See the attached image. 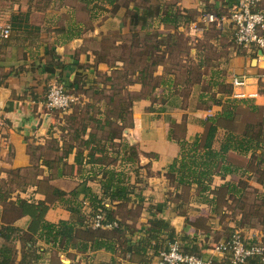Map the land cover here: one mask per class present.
<instances>
[{
    "label": "crops",
    "instance_id": "obj_1",
    "mask_svg": "<svg viewBox=\"0 0 264 264\" xmlns=\"http://www.w3.org/2000/svg\"><path fill=\"white\" fill-rule=\"evenodd\" d=\"M69 1L0 0V32L10 17L19 13L27 14L29 24L38 29L37 40L10 41L9 50L0 52V120L7 139L0 141V249L10 248V264H159L158 253L173 243L183 253L224 264L225 257L214 254L211 247L233 232L240 231L249 244L264 243V156H258L260 150L222 153L227 132L212 120L223 113L224 101H208L204 80L187 83V66L175 69L179 78L185 75L181 79L186 83L160 85L156 97L148 98L146 89L137 83L128 87L129 94L136 97L129 109L130 119L117 124L123 127L122 134L106 140L109 144L104 156L115 157L114 151L125 144L136 150L133 162L122 159V150L117 152L115 163L90 161L91 148H103V133L93 123L85 131H77L69 114L45 108L44 98L52 85H62L73 94L71 86L77 77L85 89L102 74L122 68L125 61L115 60V67L100 62L97 53L101 49L95 45H101L109 32H126L130 10L142 2L136 0L114 13L113 4L106 1L98 3L96 10L92 0ZM226 2L157 0V6L167 5L182 16L198 15L176 28L188 42L183 41L189 55L182 56L181 65L195 59L192 39H199L195 22L205 16L214 21L213 12L223 13ZM124 17L128 19L126 26L120 22ZM203 23L209 26L207 21ZM167 29L157 23V30ZM69 30L71 37L65 35ZM230 35L217 34L208 39L209 46L216 52L227 83L229 75L247 77L245 92L257 96L247 99L238 110L240 116L256 122L264 118V95L259 92L264 82V58L233 56L227 44L231 43ZM44 66H50L52 72L43 71ZM164 73L165 67L158 66V78L165 82L173 78ZM195 142L218 153L217 172L206 191L197 184L184 187L169 178L170 166L181 158V144ZM260 142L264 146V135ZM107 173L114 174L118 182L109 185ZM227 187L234 193H227ZM119 191L122 194L116 193ZM23 203L45 206L42 222L47 225L71 224L80 232L87 214L101 209L133 233L123 235L122 245L114 244L113 237L105 240L106 245H115L114 250L88 247L81 251L64 243L53 244L30 232L33 218L21 211ZM99 232L112 235L111 231ZM81 242L74 239L72 243L78 247Z\"/></svg>",
    "mask_w": 264,
    "mask_h": 264
},
{
    "label": "trees",
    "instance_id": "obj_2",
    "mask_svg": "<svg viewBox=\"0 0 264 264\" xmlns=\"http://www.w3.org/2000/svg\"><path fill=\"white\" fill-rule=\"evenodd\" d=\"M30 2L34 1H40V0H29ZM106 1L109 4H113V12L116 13L119 8L129 6V4L132 2L135 4L136 0H127L124 4H119L122 0H92L93 6L92 9L96 10L98 3H103ZM238 0H227L225 3V9L222 13L221 11L215 10L213 13L216 15L215 18L221 19L222 17L228 16V13L230 9L237 3ZM91 3V4H92ZM105 3V2H104ZM144 3L145 5H142ZM100 8V7H99ZM207 9L209 10V6H207ZM94 16V15H93ZM93 16H90V18H94ZM196 16V13H187L186 15L182 16L180 14L174 13L173 10H170L169 6L164 5H156V7L150 6L149 0H142L140 1V4H136L133 6V8L129 12L130 22L135 26L138 27V31H145L148 30L150 27L158 24H163L167 26L169 29L165 31H159L157 30V44L155 47H157V60L156 57H152L153 53H147L145 57V62L148 63L149 61L151 65H157L165 67V71L168 69L171 73H169V76L172 75L173 78H168L167 82H165L162 78H158L149 72L147 66L144 68H137L133 72H129V66L133 65L135 60H132L134 54H130L128 56V59H125L123 54V50L125 49V43L122 41H119V39L115 40L114 42L108 43L107 37L103 38V40L100 42L101 46L104 44H107V47L103 46V49L101 48V51L97 53V59L100 62L107 63L110 67H115L109 60L107 59V56L109 55L108 51L114 49L119 50L121 52L116 53L115 60L125 61V64L122 66L121 69L112 70L110 75L102 74L103 81L98 84V87L109 89V91L114 92L115 96L117 98V102H113L112 99H108V104L104 107H98L100 111L105 110L104 112H101V116H106L105 119L95 118L93 119L92 123L97 126V130L103 133L104 138L103 141V148L98 149L97 147H93L90 150V154L88 155L90 161H97V162H103L105 160H108V164H112L116 162V157L118 156L117 152L114 151L116 154L113 158H108L107 156H104V153H106L107 144L109 142H106V140H112L114 137H119L122 134L123 127H120L117 125L118 123H127L130 119V112L129 109L131 107V103L136 99V97L131 96L129 94L128 87L133 85L134 83H137L142 86L143 89H146L145 95L148 98H153L154 91L160 86H170V84L179 85V75H176L175 69L176 67L166 68L165 62L170 59H174L175 64H179L178 66L182 67L180 64L181 58L187 57L189 54L188 46L184 45L185 43H188L187 40L185 41V37L177 31V27L180 24L189 23L191 21H194V17ZM7 25L9 26V35L7 38H2L0 36V46L8 47L10 45V41L13 42H23L26 40H37L38 37V29L32 25L29 24V19L27 14H14L10 17V19L7 22ZM171 30H174L173 33H171ZM72 31H68L65 33L66 36L71 37ZM131 40L133 42L135 41V45H129L128 47L133 49H138V56H143L142 54L146 52H143L142 50H145L146 47H143L140 43L138 38L133 35ZM184 41V42H183ZM118 42V44H117ZM187 46V47H186ZM153 47V48H155ZM185 49V50H184ZM27 50V48H25ZM175 50V54H172V51ZM182 50L185 51V55H182ZM187 50V51H186ZM168 51V52H166ZM170 51V53H169ZM264 52V50H263ZM166 53V55H164ZM168 53V54H167ZM26 54V53H24ZM176 55V56H175ZM180 55V56H179ZM179 56V57H178ZM178 57V58H176ZM40 67V64H39ZM43 71L52 72V68L50 66H44ZM167 71V72H168ZM13 72V71H12ZM10 72L9 74H11ZM15 72V71H14ZM187 78L189 82L195 83L194 78L192 77V74L190 71L186 70ZM211 77L214 79L211 81L212 86L210 87V90H207V96L208 101L212 104L221 103L222 104V98L221 96H227V99L224 101L223 105V113L218 117L216 120H212L213 123H215V126H222L226 132H227V139L225 141L224 146L222 147L221 151L222 153H226L227 151L231 150H237L239 152H252L256 153L258 150H260V154L258 156H264V146L260 142L261 137L264 135V118L255 121L248 120L244 116H240V111L238 110L239 105L246 104V100H233L231 98V87L226 86V89L224 92L220 93L219 89L220 87H224V84L222 82L220 83L218 80V77L211 74ZM98 76V75H97ZM204 75H202L203 77ZM204 79L202 78V81ZM211 79L208 78V81ZM200 81V83H202ZM81 77H77L76 81L72 84L71 88H73V94L80 92V89H84L85 83H81ZM205 82V80H204ZM261 82V81H260ZM186 82L183 81V84ZM199 83V84H200ZM206 83V82H205ZM198 84V82L196 83ZM223 85V86H222ZM160 86V87H162ZM261 91H259L261 94L264 95V82H261ZM93 90L92 87L87 88V90ZM66 90V89H65ZM218 90V91H216ZM94 91V90H93ZM48 92V91H47ZM97 93L98 91H94ZM102 92V90H101ZM70 93V92H69ZM71 94V93H70ZM47 95V94H46ZM45 95V96H46ZM215 95L214 97H212ZM221 95V96H220ZM45 99V98H44ZM73 114V112H72ZM74 115L70 116L69 121H74ZM92 119V118H90ZM73 123V122H72ZM79 129H84L85 131L86 126H78L77 131ZM212 130L209 131V136H211ZM94 139V137L91 138ZM92 142H88L90 144ZM209 146V145H208ZM207 146V147H208ZM202 149L200 145L195 142L191 146H188L187 144H181L182 149V155L181 158L177 161H175L170 166V173L169 178L176 182L177 184L184 186V187H190L192 183L197 184L202 191H206L207 184L209 181H211V178L215 173L217 172L218 168V153L213 152L212 150ZM123 151L122 153V159L126 162H133L136 157V150L133 146H127L123 145ZM202 150L204 152H202ZM99 155L98 158L95 160L94 156ZM205 160V161H204ZM106 177L108 179V184L112 185L114 183L118 182V179L115 178V175L112 173H107ZM227 193H234L233 188L227 187ZM121 190V189H119ZM117 191V190H116ZM118 195L122 194V191L116 192ZM21 211L23 213H28L33 218V224L30 228V232L33 234H38L42 237H45V241L55 243H64L66 247L72 246L73 248H76L77 250L86 251L88 247L94 250L101 249L103 247H107L109 250H114L115 245H106L105 240L110 241L111 238L115 239L114 244L118 243L122 245L123 243V235L127 232L131 233L129 226L125 225L122 221H120L119 226L117 228H114L112 230H93L91 229L86 222L82 223V228L80 232H75L73 230V227L71 224L61 223L57 226L47 225L42 222L43 216L45 213V206H33L28 204H22ZM101 210V209H100ZM99 211L98 209L96 212ZM105 213V212H104ZM105 217L107 221L112 222L116 218L111 216L110 213L106 212ZM39 231V232H38ZM99 231H111L112 235H109V233L99 232ZM133 233V232H132ZM234 233V232H233ZM232 233V234H233ZM231 234V235H232ZM227 237L225 240H229L231 237ZM80 240L82 241L81 244L78 247H74L73 240ZM125 242V241H124ZM72 243V244H71ZM89 245V246H88ZM12 260V254L10 248L7 246H3L0 249V264H10ZM255 262L256 264H259V260L256 259H250L248 262ZM213 264V262H212ZM224 264H230L229 261L225 260Z\"/></svg>",
    "mask_w": 264,
    "mask_h": 264
},
{
    "label": "built area",
    "instance_id": "obj_3",
    "mask_svg": "<svg viewBox=\"0 0 264 264\" xmlns=\"http://www.w3.org/2000/svg\"><path fill=\"white\" fill-rule=\"evenodd\" d=\"M263 0H238L230 9L229 15L215 22L221 34L229 32L231 40V54L255 55L257 59L264 58V12L259 9ZM212 20V19H211ZM9 35V26L6 25L0 32L2 38ZM262 53L261 56L259 53ZM247 77L229 75L228 84L231 87L233 100H247L256 98V93L248 94ZM75 98L62 85H52L45 96L43 105L50 111H64L74 105ZM0 120V131L3 129ZM0 141L5 142L1 132ZM86 224L93 230H112L119 226L120 220L116 218L109 222L101 210L87 214ZM214 254L224 256L230 264H245L250 259H258L259 264H264V243L249 244L240 231H235L229 240L214 243L211 247ZM159 264H212L198 255L183 253L176 243L169 246L167 251L158 253Z\"/></svg>",
    "mask_w": 264,
    "mask_h": 264
},
{
    "label": "rangeland",
    "instance_id": "obj_4",
    "mask_svg": "<svg viewBox=\"0 0 264 264\" xmlns=\"http://www.w3.org/2000/svg\"><path fill=\"white\" fill-rule=\"evenodd\" d=\"M69 2L72 4L71 0ZM124 2L126 3L127 1L124 0ZM124 2L120 1L119 4H124ZM149 2H150V6L156 7L157 0H149ZM142 5H145V4L142 3ZM145 6H147V5H145ZM259 9L264 12V0L260 4ZM228 15H229V13H228ZM127 17L129 19V16H127ZM127 17H124V19L122 18L123 20L120 21L122 23V25L123 24H125V26L127 25V21H128ZM83 18H85V17H83ZM194 18L197 19L198 15L195 16ZM203 21H207L209 23V26H204ZM129 22H130V20H129ZM213 22L215 23V25ZM194 25L197 29H199V32H198L199 39H197V37H194V39H192L193 49L196 50V52L194 51V58L195 59H194L192 64H186L185 65V63H182L183 64L182 66H185V67L187 66V68H188L187 70L191 72L192 77L194 78L195 84L197 82L200 83V81H202V78H203L202 75H204V80L207 83V86H204V87L207 88L208 90H210V87L212 86L211 81L214 80L211 77L210 73L215 75L216 77H218V80H220L219 82L220 83L222 82V84H224V87L218 88L219 92L222 93L226 89V86H229V85L227 83L226 74L224 73L225 71L222 70L218 66V62H216V56H217L216 52L214 51L213 47L209 46L210 42L208 40V39L211 40L212 38L214 39V38L218 37L217 34H219L220 31H218L215 20L212 21L208 17L206 18V16L202 18V21H196ZM202 27H204L205 29H203ZM206 27L208 28L209 31L206 29ZM211 28H212V30H210ZM138 30H139L138 27L136 28L135 26H133L132 23H129L128 28H127L126 32H124V33L109 32L107 34L108 43L114 42L115 40L119 39V41H122V43L123 42L125 43V49L123 50V52H121L119 50H114V49L108 51L109 55L107 56V59L109 60V62L114 63V58L116 57L117 52H121L123 54V56L125 57V59H128L127 57L133 53L134 56H133V58L131 57V59L135 60V61H133L134 62L133 65L129 66V72H133L134 70H136L139 67L144 68L145 66H147L149 72H151L152 75L154 73V75L157 77V69H158L157 65H155V66L151 65L150 64L151 61H149L148 63L145 62V60H146L145 57H146L147 53H153L152 57L155 56L156 60H157V49H156L157 47H155L157 44V24L155 25V27L152 26L148 30H145V31H138ZM133 35H135L138 38L139 43L143 47H145L146 45L150 46V47H146L145 50H142L143 52H146L145 55L143 53L142 54L143 56H138V52H139L138 49H133V48L128 47L129 45L130 46L135 45V41L133 42V40H131ZM108 43L104 44L102 46L101 45H95V47L99 48V49H101V48L103 49V46L107 47ZM227 44H229L230 47L232 45L231 43H227ZM153 47H155V48H153ZM8 50H9V48H7V47H3V48L1 47L0 48L1 53L8 51ZM21 50L23 52V48H21ZM184 50H182V53H183L182 55H185ZM166 52H168V51H166ZM175 52L176 51L173 50L172 54L174 55ZM169 53H170V51H169ZM164 55H166V53ZM178 57H176V58H178ZM255 59H257V58H255ZM178 65L179 64L174 63V59H172V60L168 59L165 62L166 68L171 67V68L175 69L176 67H178L180 69V66H178ZM181 68L184 69V67H181ZM167 71H168V69L165 71L164 76L169 75V73H171L170 71H168V72ZM184 77H185V75L182 74L181 78H184ZM181 78H179V80H178L179 82L184 81ZM208 78L211 80L208 81ZM102 81H103L102 76H99L97 81L93 85L89 86V88L92 87V89L94 91H98L97 93H95L93 90H89V89L87 90L88 87L83 89V90L80 89L79 90L80 92H77V93L82 94L81 98L78 95L72 94V96L75 98L74 105H72L67 110L58 111V112L66 113V115L69 114L68 118H70V116L74 115L75 116L74 121H73L74 126L90 125L92 123L93 119H95V118L96 119L97 118L105 119L106 116L103 117L100 115L101 112L105 113V110L100 111V109H98V107L106 106V104H108V99H112L113 102H117L116 97H118V96H115L114 92L109 91V89L98 87V84H100V82H102ZM101 90H102V92H101ZM156 91L157 90L154 91L152 96L156 97V95H157V94L155 95ZM216 91H218V90H216ZM214 96L215 95H213L212 97H214ZM220 98H222V100L225 101L227 99V96H221ZM81 103H83V105L79 106ZM72 112H73V114H72ZM90 118H92V119H90ZM78 130H79V128H78ZM1 132L2 131H0V135H1ZM3 136L5 138L4 133H3ZM6 141H7V139L5 138V142ZM5 142H2V143H5ZM122 145H124V144H122ZM119 147L120 148L118 149L117 152H120V150H122V152L125 151V149H124V151L122 149L123 146H119ZM104 162L109 163L108 160H105Z\"/></svg>",
    "mask_w": 264,
    "mask_h": 264
},
{
    "label": "water",
    "instance_id": "obj_5",
    "mask_svg": "<svg viewBox=\"0 0 264 264\" xmlns=\"http://www.w3.org/2000/svg\"><path fill=\"white\" fill-rule=\"evenodd\" d=\"M259 54H260L261 56H263V54H262L261 52H260Z\"/></svg>",
    "mask_w": 264,
    "mask_h": 264
}]
</instances>
